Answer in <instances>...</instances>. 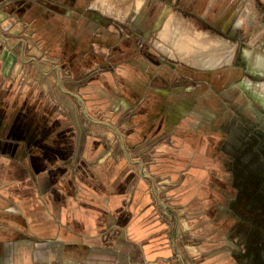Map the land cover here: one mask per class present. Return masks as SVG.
<instances>
[{
  "label": "crops",
  "instance_id": "0c3cea01",
  "mask_svg": "<svg viewBox=\"0 0 264 264\" xmlns=\"http://www.w3.org/2000/svg\"><path fill=\"white\" fill-rule=\"evenodd\" d=\"M8 1L15 0H0V264H93L100 254L130 258L118 246L131 239L148 258L127 264H153L164 254L158 217L150 215L156 207L147 185L134 183L130 157L146 161L151 153L169 149L158 148L156 136L177 125L193 130L182 132L190 147L183 160H209L207 124L188 117L207 86L198 91L172 86L176 73L164 67L147 41L148 25L138 47L137 35H121L83 10L86 0L34 1L31 9ZM94 46L106 48L110 60L122 65V87L110 73L101 85L97 75H87L105 58ZM62 71H68L61 74L64 88L80 95L91 114L112 116L147 100L136 130L143 140L132 135L134 130L125 132L132 125L115 124L127 134V162L124 152L122 163L115 161L111 129L84 119L78 101L59 88ZM162 79L170 86L162 87ZM150 142L156 146L148 153L136 151ZM84 165H91V175L83 184L78 171Z\"/></svg>",
  "mask_w": 264,
  "mask_h": 264
},
{
  "label": "rangeland",
  "instance_id": "374dc122",
  "mask_svg": "<svg viewBox=\"0 0 264 264\" xmlns=\"http://www.w3.org/2000/svg\"><path fill=\"white\" fill-rule=\"evenodd\" d=\"M34 1L43 4L41 0L8 2L9 6L22 4L23 9H31ZM85 2L83 10L94 13L102 25L113 26L121 35H137L138 47L144 45L143 27L148 25L147 41L160 55L164 67L176 73L172 86L189 85L195 91L207 86L196 101L200 105L188 116L196 124H207L205 130H209L205 140L209 160L196 159L195 163L182 158L190 150L186 145L188 134L182 132L193 130L177 125L156 136L158 148L169 149L159 150L158 156L151 153L146 161L129 156L125 134L134 130L132 135L143 140L137 127L144 118L140 108L146 103L145 98L138 100L129 111L112 112V116H107L101 111L89 113L85 100L79 95L80 102L73 96L84 119L110 123L118 129L124 141L109 127L115 145L108 146H115V161L122 163L120 157L123 152L128 153L124 161L130 157L134 164V183L147 185L148 195L156 207L150 215L158 217V236L162 238L160 247L164 253L151 262L264 264V3L253 0L252 7L251 0ZM165 28L168 31L164 38L161 34ZM191 28L204 34L205 39H199L191 50L179 47ZM42 34L40 31L36 40H41ZM201 41L207 43L210 51L202 53ZM233 47L229 62L226 55ZM94 49L105 58L87 75H97L96 83L101 85L110 73L115 85L122 87V65L110 60L111 52L106 48L94 46ZM217 61L220 62L214 64ZM66 72H60L58 77L62 80L61 74L66 75ZM159 82L162 87L170 86L165 79ZM21 86L24 85L19 84ZM246 105L251 111L245 109ZM117 122L132 125V128L123 133V127L119 129L115 125ZM154 146L151 142L148 146L142 144L136 151L148 153ZM151 162L155 169L150 168ZM78 172L83 174V184L86 183L91 165L82 166ZM118 247L130 253V258L100 254L93 264L144 263L148 258L143 255L144 247L137 239Z\"/></svg>",
  "mask_w": 264,
  "mask_h": 264
},
{
  "label": "bare ground",
  "instance_id": "6f19581e",
  "mask_svg": "<svg viewBox=\"0 0 264 264\" xmlns=\"http://www.w3.org/2000/svg\"><path fill=\"white\" fill-rule=\"evenodd\" d=\"M166 27H168V26H166ZM191 30L192 31L189 34H187L186 37H184V40H183L182 43H180L179 47L180 46L181 47H186V48H188V49L191 50V48H194V46H195L194 44L195 43H197L198 41L200 42L199 39L204 40L203 35H201V33L197 32L194 28L193 29L191 28ZM167 31H168V28H165L164 31H163V33H162V36L164 38L166 37V32ZM201 43H202V41H201ZM201 43H198V44H201ZM200 46L202 47V53L203 52L206 53V52L210 51L207 43H204V44L202 43V45H200ZM193 50H195V49H193ZM189 52H191V51L188 50V54L190 55ZM233 53H234V47L232 48V50L230 51V53L228 55H226V58H227V60L229 62H231V60H232ZM218 62H220V61H217L214 64H216Z\"/></svg>",
  "mask_w": 264,
  "mask_h": 264
},
{
  "label": "water",
  "instance_id": "95a60500",
  "mask_svg": "<svg viewBox=\"0 0 264 264\" xmlns=\"http://www.w3.org/2000/svg\"><path fill=\"white\" fill-rule=\"evenodd\" d=\"M1 36H2V35H1ZM2 37H3V36H2ZM57 83H58V86L60 87V89H61L63 92L71 94V95L74 96L76 99H78V101L81 102L82 99H81V97H80L79 95H77V94H75V93H72V92H70V91H67V90L64 88V86H63V84H62V80H61L60 77H58ZM84 113L86 114V110H84ZM95 122L103 123V122H99V121H95ZM103 124L107 125L108 127L112 128L113 130H115V131L118 133V135L120 136L121 140L124 141V138L122 137V135L120 134V132L118 131V129H117L116 127H114V125H112V124H110V123H103ZM127 155H128V153H127ZM140 163L143 165L142 162H140Z\"/></svg>",
  "mask_w": 264,
  "mask_h": 264
}]
</instances>
